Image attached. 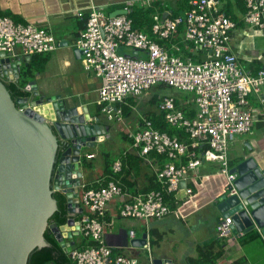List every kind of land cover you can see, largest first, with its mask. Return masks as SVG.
I'll return each instance as SVG.
<instances>
[{"label": "built area", "instance_id": "2783aa9c", "mask_svg": "<svg viewBox=\"0 0 264 264\" xmlns=\"http://www.w3.org/2000/svg\"><path fill=\"white\" fill-rule=\"evenodd\" d=\"M244 2V23L264 38V0ZM133 7L129 4L125 14L116 17L95 6L88 13H77L84 28L75 48L81 53L84 69L101 80V114L109 123L126 127L123 106L129 99L136 101L159 85L193 93L194 107L190 110L187 103H180L184 109L180 108L172 96H160L158 103L165 122L180 130L182 138L160 132L146 118L136 131L125 130L130 150L153 161V156L166 158L156 177L169 196L182 190V182L198 178L205 163L218 164L227 181L228 195H237L230 144L234 137L252 131L257 114L264 120V68L252 75L242 67L238 50L232 47L238 23L227 15L220 0H193L187 12L175 17L154 15L152 36L133 29ZM180 29L186 49L200 54L197 62L191 55L184 56L180 45L173 42ZM57 47L51 31L0 16V52L14 53L21 48L25 56L32 57L51 54ZM128 49L133 50L132 54L120 53ZM87 157L93 159L94 155ZM123 165L122 159L116 160L113 173L119 175ZM163 192L128 198L119 207L120 218L163 220L171 213ZM124 195L127 193L115 177L100 188L81 180L79 199L83 212L76 213L75 220L80 225V236L94 242V246L72 251L69 255L74 264H139L137 259L116 253L106 244L108 206ZM233 225V215L221 218L217 224L219 239L230 238ZM135 234L130 232L132 238ZM143 247L150 251V238Z\"/></svg>", "mask_w": 264, "mask_h": 264}, {"label": "water", "instance_id": "95a60500", "mask_svg": "<svg viewBox=\"0 0 264 264\" xmlns=\"http://www.w3.org/2000/svg\"><path fill=\"white\" fill-rule=\"evenodd\" d=\"M121 14L125 11L112 17ZM25 58L31 56L0 52V264H28L34 251L49 246L47 229L65 253L77 249L74 238L80 236V225L75 214L83 212L79 199L82 151L105 140L110 132L100 118L90 123L94 120L88 113H79L61 96L36 99L40 94L35 81L26 88L33 92L30 98L14 101L2 78L18 81ZM47 104L53 107L51 119L36 111ZM232 173L237 175L238 194L220 198V212L223 217L233 215L236 235L257 229L264 237V168L251 157ZM186 186L185 181L181 183V188ZM56 191L67 199L69 219L62 226L50 223L58 210ZM146 239L144 235L132 244L143 247ZM151 264L173 263L159 259Z\"/></svg>", "mask_w": 264, "mask_h": 264}, {"label": "crops", "instance_id": "0c3cea01", "mask_svg": "<svg viewBox=\"0 0 264 264\" xmlns=\"http://www.w3.org/2000/svg\"><path fill=\"white\" fill-rule=\"evenodd\" d=\"M192 1L193 0H0V14H8L10 18L13 17L16 20L18 19L17 21L15 20L16 23H22L25 25L31 24L38 28L49 30L58 43L57 49L53 53L46 55L47 63L42 71L35 72L34 74V79L32 81L36 82L40 94V97L36 99L41 97L47 99L54 96H61L62 100H65L66 103L78 110L79 113H88L91 119L94 120L90 123H94L95 118H100L101 122L110 128V132L107 135L109 138L113 123H109L107 119L103 117L98 103L101 80L93 72L84 69L81 55L75 52V43L84 28V22L77 17V13L80 11L88 13V11L95 6L112 17V14L117 11H124V8L130 4L135 8L149 9L154 7V15H160L165 19L167 17L182 15L187 12L192 7ZM220 1L222 2V7L225 12L234 17L238 23L240 22L238 29L233 34L232 47L238 50L240 63L247 64L245 67L246 69L243 67L246 72L256 75L260 69L264 68V38L256 29L250 28L244 23L246 9L239 0ZM174 43L178 44L177 42ZM14 56L25 57L21 48L16 49ZM31 58L28 60L25 58L26 61L25 64L22 65V68L26 66ZM33 63L38 64L39 58ZM14 81L15 80H4L5 83ZM30 93L32 96L33 92L30 91ZM143 97L136 101L129 99L126 103V106L132 108L133 111L131 116H124V119L126 123L129 122L134 131L141 127L142 121L147 118V114L158 112L160 95L154 94L148 98ZM152 102L156 107L148 108L147 104H151ZM253 103L254 102H252V104ZM140 105H142L141 108L139 107ZM137 112L143 115V120H141V118L138 119V121H129ZM102 117L104 119H102ZM254 128L256 129V132H254ZM262 132H264L263 116L257 114L252 131L246 135L236 136L231 140V144L236 149L238 154L237 158L239 160V163L236 164H234V161H230L233 168L247 158L252 157L251 155H249L250 157H246L248 154L242 149L243 142L244 145L248 148L250 147V151H253L256 155V157L252 158L256 160L258 166L264 168V138H262L264 135H260ZM243 136H247V138L242 139L241 137ZM94 147L86 149H93ZM125 152H130L131 155L139 156L136 152H132L130 149ZM88 155L95 154L91 152L88 153L87 156ZM258 157H262L263 160ZM141 159V164L134 166L130 173L127 174V180L134 183L136 187L132 190L126 188L125 192L127 195L121 197L119 199L120 201L117 203L112 201L108 206L109 210L105 227L106 244L113 248L116 253L137 259L139 264H151L154 260L159 259L170 260L173 264H187L186 261L188 258L198 257L199 246L219 239L218 232L216 236L210 234L208 241H203L194 245L192 251H187L189 255L187 257L186 255H183L184 253H182L181 250L178 252V259H174V257H170L168 254L154 256L153 247L148 251L144 249V247L135 246L132 243L133 240L142 239L144 235H147V237L150 238L151 243V240L154 238V231L162 235L161 232L155 228L156 226L153 225L151 228L148 225L149 222H146L145 225L147 231L145 234L140 235L138 228H141L140 225L143 223L138 227V224L140 223L139 220L123 219L119 216L120 205L124 201H127L128 198L130 199L133 195L142 194L141 192L148 185V177L153 174L156 175L157 170L161 168L156 157L153 158L155 161H153L151 157ZM95 160L96 156L92 160L93 165L95 164ZM216 166L219 165L216 163H205L200 168L199 177L189 181L187 186L182 188L180 192L175 193L173 197L176 204L182 203L187 199L189 201V198H191L190 203L186 204V206L189 207L190 204H193V209L198 211V214L203 212L210 205L216 206L219 213L218 219L215 220V225L217 227L218 221L223 218L219 209V200L224 195L228 194V187L227 183H225L226 185L224 186V182L227 181H225L226 178L222 175L220 169L217 173L211 172V168ZM145 168H148V172ZM95 173L99 174V177H101L104 173L103 165L95 167L92 172V177ZM84 176L85 173L82 178V183L92 185L93 183L84 181ZM105 179L106 178L103 176L102 180L98 179L97 181L95 180V182H103ZM195 182L197 184H195ZM191 187L196 192L193 196L190 195ZM183 198H185V200H183ZM180 220L182 221H180L181 223H184L183 219ZM162 221L163 220L153 222L160 223ZM200 224L203 227V225H208V222L203 220ZM131 231L136 232L135 238L130 236ZM234 234L233 229V234L228 239L233 238L240 243L244 240L245 245L249 243L252 244V242L257 239H261L264 243V237L257 229L248 233L243 231L241 233L237 232V235ZM79 238L80 236L74 238L77 249L79 245L83 244V241ZM226 240L227 239L221 240L225 257L229 252H234L235 256L230 263L236 260H242L241 264H264L263 252L259 258L252 260L244 249L236 251V248L234 247L233 250L228 248V244L225 242ZM162 241L163 237L161 238L160 243ZM143 257L146 258L144 263L141 260ZM227 263L228 262H226V264Z\"/></svg>", "mask_w": 264, "mask_h": 264}, {"label": "rangeland", "instance_id": "374dc122", "mask_svg": "<svg viewBox=\"0 0 264 264\" xmlns=\"http://www.w3.org/2000/svg\"><path fill=\"white\" fill-rule=\"evenodd\" d=\"M186 48V47H185ZM133 50H122L120 53H126V54H132ZM187 54L191 55V57L197 62L198 58L200 56L199 53L191 52L190 50L186 51ZM187 55V56H189ZM242 67H246V63H241ZM246 69V68H245ZM160 95L161 97H174L177 99V101L181 104L187 103V108L190 110L192 107H194V99L195 96L193 93L188 92H182L178 91L176 89L159 85L151 89L150 91L146 92L143 96V98L151 97L152 95ZM153 103V102H152ZM147 104L148 108L156 107L155 104ZM142 105L139 107L141 108ZM253 106H258V103L254 102ZM144 114V113H143ZM135 116L131 117L129 121L135 120L138 121V119L143 120V115L141 113L134 114ZM104 117V116H103ZM102 117V119H104ZM148 117V114L146 115ZM106 119V118H105ZM127 126L124 127L123 125L118 127L116 123H113L111 126V134L109 138L107 137L105 140L98 142L93 149H83L82 151V159H81V167L83 169V175L84 181L88 183H94L95 180L98 179L102 180V177L104 174L99 177L100 175L95 173L92 177V172L95 169L96 166L103 165V170L105 169L104 160L105 155L110 154V160H118L120 159V156L122 153H125V151L129 150L131 147V141L124 138L125 130L131 128V125L126 123ZM110 125V124H109ZM132 129V128H131ZM254 132H256V129H253ZM260 135H264V132H262ZM242 139L247 138V136L241 137ZM264 138V136L262 137ZM242 149L247 152L248 155L246 157H256L253 151H250L248 147L244 145V142L242 143ZM93 152L96 156V160L94 161V165L88 166L84 168L83 160L86 158L88 153ZM237 152L236 149L233 147L232 144H230V152H229V158L231 161H234V164L239 163V160L237 158ZM259 159L263 160L262 157H258ZM236 159V160H235ZM115 160V161H116ZM241 161V160H240ZM259 161V160H258ZM261 164V162L259 161ZM142 168V167H141ZM219 169L221 170L220 166L212 167L211 172L217 173L219 172ZM145 170L148 172V168H145ZM226 181V180H225ZM224 182V186L226 185ZM195 184H197L195 182ZM192 188V187H191ZM228 190V189H227ZM121 198V197H120ZM119 197H116L114 200V203L119 202ZM188 199L182 203L176 204V205H170L171 213L163 219L162 222L156 223L153 221H149V226L152 228L153 225H155L156 229H158L163 237V241L159 245L153 246V255L154 256H162L163 254H168L170 257H174V259H178V252L180 250L183 255H188L187 251H192L194 248V245H197L198 243H201L203 241H208L210 238V234L213 236L217 235V227L215 225V220L218 219L219 213L216 209V206L210 205L208 208H206L203 212L198 214V211H195L193 208V204L189 207L186 206V204L190 203ZM185 200V198H183ZM180 219L184 220V223H181L182 221ZM208 222V225H202L200 224L201 221ZM181 221V222H180ZM186 222V223H185ZM143 223L142 225H140ZM146 222L140 221L138 224V227L140 225L141 228H138L139 234H145L147 231V227L145 225ZM80 240H84L83 237L80 236ZM228 244V248L233 250V247L236 248V251L245 250L246 253L249 255V258L252 260L259 258L263 252L264 254V243L261 239H257L252 242V244H246L243 240L242 243L239 241H235V239H227L225 241ZM79 245V249H80ZM78 249V250H79ZM245 253V254H246ZM239 254V253H238ZM179 257V256H178ZM234 252L227 253L226 257L220 261V264H226V262H230L234 258ZM146 258H142V262H145ZM186 259V258H185ZM184 259V260H185Z\"/></svg>", "mask_w": 264, "mask_h": 264}, {"label": "trees", "instance_id": "16d2710c", "mask_svg": "<svg viewBox=\"0 0 264 264\" xmlns=\"http://www.w3.org/2000/svg\"><path fill=\"white\" fill-rule=\"evenodd\" d=\"M240 3H242L245 6V9L247 11L246 5L244 0H239ZM154 13L155 8H133V12L131 15V18L133 20V29L143 31L150 36H152V27L154 23ZM227 15L235 22L237 20L230 16L228 13ZM0 16H8V14H0ZM179 16V15H176ZM14 21L15 18L11 17ZM18 20V19H17ZM16 20V21H17ZM15 21V22H16ZM238 23V22H237ZM240 22L238 23L239 26ZM182 29V28H181ZM181 29L177 33V37L173 42H177L184 54V56H187L186 51H188L185 47L186 45L182 42ZM39 58V63L35 64L33 63L36 59ZM200 58V57H199ZM47 63L46 55H34L32 56L31 60L22 68V71L19 76L18 81L5 83L7 90L10 92L11 97L14 101H16L18 98H30L31 93L26 90L28 84L32 82L34 79L35 72H41L42 69L45 67ZM178 106L182 109H184L180 103H178ZM124 116H131L132 115V108L124 105L123 106ZM148 120L152 122V125L155 129L159 130L160 132H164L169 134L170 136H178L180 138L183 137V134L180 130H177L176 128L170 127L165 122V117L163 113L158 112H152L148 114L147 117ZM124 138L127 139V136L124 135ZM95 157V155H94ZM155 158V156H153ZM120 159L123 160V170L119 175H115L112 170V166L115 162V160H110V154L105 155L104 160V177L106 178L103 182H95L91 185L93 188H100L102 186H106L108 182L112 179V177H115L116 180H118L125 191L126 188L128 189H134L136 186L134 183L127 180V174L130 173L131 169L134 166H138L141 164L142 159L140 156L137 155H131V153L124 154L122 153L120 156ZM92 160L84 158L83 164L84 168L88 166H92ZM158 163L160 165H163L166 162L165 157H158L157 158ZM137 168V167H136ZM163 185L158 182V179L155 174L148 177V185L143 189L141 192L142 194H147L152 191H159L163 192ZM164 199L165 202L169 205H176L174 197L169 196L166 193H164ZM196 192L193 190V188L190 189V195H195ZM53 197L57 201L58 210L56 213L51 217L50 223H57L58 226L65 225L68 221V206H67V199L65 195L61 193H56L53 195ZM154 238L151 240V247L155 245H159L160 240L162 238V235H160L158 232H153ZM45 240L47 241L48 245L47 247H44L40 250L34 251L29 259L28 264H74L69 254L65 253L63 248L60 246V243L56 240L55 236L52 234L50 229H47L45 233ZM83 244L80 245L79 250H84L89 247L94 246V242H90L86 239L82 240ZM225 257L223 252V243L221 239L209 242L208 244L202 245L198 247V257L197 258H188L187 264H220V261ZM242 260H236L232 263L228 262L227 264H241Z\"/></svg>", "mask_w": 264, "mask_h": 264}, {"label": "bare ground", "instance_id": "6f19581e", "mask_svg": "<svg viewBox=\"0 0 264 264\" xmlns=\"http://www.w3.org/2000/svg\"><path fill=\"white\" fill-rule=\"evenodd\" d=\"M135 8V7H134ZM36 111L44 116L45 118L51 119L54 117V111H53V107L51 106V104H47L44 106H39L36 108Z\"/></svg>", "mask_w": 264, "mask_h": 264}, {"label": "flooded vegetation", "instance_id": "af4514ba", "mask_svg": "<svg viewBox=\"0 0 264 264\" xmlns=\"http://www.w3.org/2000/svg\"><path fill=\"white\" fill-rule=\"evenodd\" d=\"M2 80H6L5 78H2ZM31 97V96H30ZM57 168L58 167H56V169H55V171H54V177H53V181H54V178H55V175H56V173H57ZM56 193H61V192H55L54 194H56ZM62 194V193H61Z\"/></svg>", "mask_w": 264, "mask_h": 264}]
</instances>
